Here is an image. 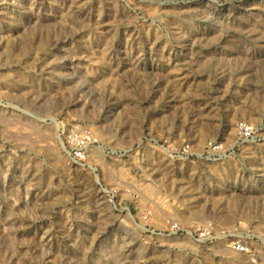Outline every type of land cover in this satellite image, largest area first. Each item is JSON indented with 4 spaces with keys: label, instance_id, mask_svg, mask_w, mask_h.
Segmentation results:
<instances>
[{
    "label": "rangeland",
    "instance_id": "374dc122",
    "mask_svg": "<svg viewBox=\"0 0 264 264\" xmlns=\"http://www.w3.org/2000/svg\"><path fill=\"white\" fill-rule=\"evenodd\" d=\"M0 264H264V0H0Z\"/></svg>",
    "mask_w": 264,
    "mask_h": 264
}]
</instances>
